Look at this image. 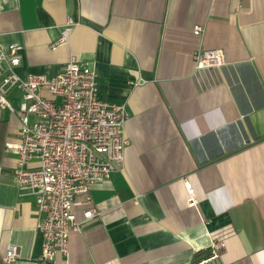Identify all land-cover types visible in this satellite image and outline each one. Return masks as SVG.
Segmentation results:
<instances>
[{"label": "crops", "instance_id": "1", "mask_svg": "<svg viewBox=\"0 0 264 264\" xmlns=\"http://www.w3.org/2000/svg\"><path fill=\"white\" fill-rule=\"evenodd\" d=\"M12 45L19 75L51 77L76 57L128 112L124 165L91 190L101 215L54 264H194L218 240L220 264H264V0H0V47ZM204 49H222L225 65L198 70ZM8 98L18 107L21 89ZM19 125L0 112V264L9 246L11 264H40L35 196L16 185L7 147Z\"/></svg>", "mask_w": 264, "mask_h": 264}, {"label": "built area", "instance_id": "2", "mask_svg": "<svg viewBox=\"0 0 264 264\" xmlns=\"http://www.w3.org/2000/svg\"><path fill=\"white\" fill-rule=\"evenodd\" d=\"M70 31L66 29L53 47L67 40ZM203 32L202 25L194 26V36ZM20 50L19 45L0 47V112L10 109L19 119V141L7 144L18 152L14 181L35 196L43 236L39 263L54 264L58 253L68 256L71 235L101 215L91 204V190L124 165L128 112L125 105L101 98L96 71L76 57L51 77L19 75L14 70L21 61ZM193 56L198 70L226 63L222 49L199 50ZM14 87L22 91L18 107L8 98ZM33 161L38 165L31 166ZM185 187L188 206L197 207L196 191L188 179ZM80 206L85 207L83 220L76 214ZM7 248L4 260L11 264L19 253L16 246ZM211 248L209 258L194 264H220L225 242L214 241Z\"/></svg>", "mask_w": 264, "mask_h": 264}]
</instances>
